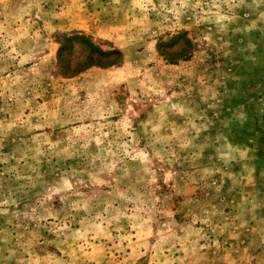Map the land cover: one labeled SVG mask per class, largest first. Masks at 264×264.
Returning <instances> with one entry per match:
<instances>
[{
  "label": "rangeland",
  "instance_id": "obj_1",
  "mask_svg": "<svg viewBox=\"0 0 264 264\" xmlns=\"http://www.w3.org/2000/svg\"><path fill=\"white\" fill-rule=\"evenodd\" d=\"M0 264H264V0H0Z\"/></svg>",
  "mask_w": 264,
  "mask_h": 264
},
{
  "label": "trees",
  "instance_id": "obj_2",
  "mask_svg": "<svg viewBox=\"0 0 264 264\" xmlns=\"http://www.w3.org/2000/svg\"><path fill=\"white\" fill-rule=\"evenodd\" d=\"M186 33H181L176 36V38L184 37ZM64 45H62L59 49V55H60V61L62 62L64 59H66L63 54L64 51L67 49H72L74 46V42H79L82 45L86 47V49L89 50V55L87 58V66H90L92 64H98L101 66H110L116 63H119L121 51L118 49H112V50H102L98 48L94 42L92 41L91 37L88 34H85L83 32H76L72 35H67L64 37ZM96 54V56H94ZM65 55V54H64ZM68 61V60H67ZM86 65V64H85ZM63 67L70 68L66 64H62Z\"/></svg>",
  "mask_w": 264,
  "mask_h": 264
}]
</instances>
